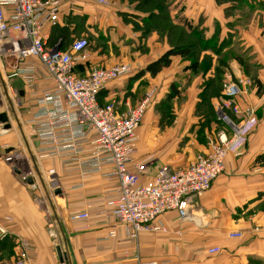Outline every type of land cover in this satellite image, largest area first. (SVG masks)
I'll use <instances>...</instances> for the list:
<instances>
[{"label":"crops","instance_id":"1","mask_svg":"<svg viewBox=\"0 0 264 264\" xmlns=\"http://www.w3.org/2000/svg\"><path fill=\"white\" fill-rule=\"evenodd\" d=\"M69 12L84 14L85 19L68 22L65 16ZM64 21L70 24V40L86 37L90 41L85 58L77 62L78 74H86L92 66L119 62L130 63L137 70L144 68L174 47L180 34L186 44L192 39V28L201 31L197 71L191 69L190 60L173 56L171 65L158 75L145 73L132 82V99L115 82L107 86L105 98L139 101L144 93L141 86L137 88L139 81L147 78L149 88L161 86L169 92L177 86L178 95L186 98L183 131L168 128L155 140L149 138L154 135L152 130L142 129L138 158L153 160L155 166L167 163L182 168L197 154L207 152L221 130L233 133L218 121L217 112L215 118L209 112L211 105L216 111L221 98V78L231 74L244 81L238 102L250 110L231 115L241 131V147L229 153L225 171L194 200L192 218L181 220L175 211L167 212L160 217L167 232L143 231L132 239L119 220L104 211L105 194L115 186L112 180L93 175L85 186L74 187L82 182L78 175L65 172L57 159H39L34 128L28 120L36 108L30 91L46 84L44 71L39 66L28 86L24 78L7 77L11 68L0 57V114L5 113L10 124L5 128L0 122V222L9 230L0 239V262L15 259L19 245L27 241L28 259L35 264H264V161L259 159L264 153V0H108V4L68 0L60 13L59 22ZM51 30L46 29L49 36ZM71 42L64 44L65 49ZM135 82L139 84L133 87ZM184 139L186 150L191 151L187 159L178 151ZM12 148L22 150L36 171L38 185L23 182L4 160L5 152ZM48 165L57 169L58 193L47 185ZM43 200L46 204L42 206ZM87 207L88 219H71V213ZM114 227L116 238L109 236ZM235 232L242 235L232 237ZM213 246L221 251L210 253Z\"/></svg>","mask_w":264,"mask_h":264},{"label":"built area","instance_id":"2","mask_svg":"<svg viewBox=\"0 0 264 264\" xmlns=\"http://www.w3.org/2000/svg\"><path fill=\"white\" fill-rule=\"evenodd\" d=\"M68 0H0V57L10 66L8 78L21 77L31 86L39 66L44 71L46 84L30 91L36 108L28 123L32 125L37 141L39 159H57L67 173L78 175L85 186L86 179L103 175L114 182L105 194V212L119 220L132 239L143 231L167 232L160 217L175 211L179 219H188L195 199L208 191L226 169L230 152L241 147V131L231 114L242 115L238 98L244 90V81L227 74L222 82V94L215 106L221 121L233 130L222 131L211 148L196 155L187 166L175 168L163 163L138 158L139 129L152 104V93L133 103L126 99L123 112L115 101L100 103V94L115 81L129 76L135 67L126 62L92 66L86 74L76 72L77 62L85 58L90 46L86 37L75 39L70 48L61 49L60 43L50 44L49 32L60 21L63 4ZM108 4V0H95ZM3 65L5 66V64ZM6 128V127H5ZM5 150L6 145L2 146ZM22 181L38 185L36 171L28 165L22 150L10 149L4 154ZM155 166V172L151 169ZM47 185L56 192L59 178L55 166H46ZM42 206L46 204L43 200ZM72 220L90 217V207L71 213ZM9 234L0 222V239ZM240 237L241 232L230 234ZM116 238V227L109 231ZM29 243L19 245L15 259L0 264H35L28 259ZM221 247L209 248L218 253ZM66 264V263H60ZM140 264H157L145 261Z\"/></svg>","mask_w":264,"mask_h":264},{"label":"rangeland","instance_id":"3","mask_svg":"<svg viewBox=\"0 0 264 264\" xmlns=\"http://www.w3.org/2000/svg\"><path fill=\"white\" fill-rule=\"evenodd\" d=\"M140 69H143V68H138V70L136 69V71H139ZM137 73L133 72V74H135V75ZM139 82H140V84H139ZM139 82H135L133 84V87H136L139 84L137 88H139L141 86L142 90L144 92L143 95H141L139 101L143 100L146 97L147 93H149V92L152 93V96H153L151 108L148 112L147 117L145 118V121L142 123V126L140 127L139 133L141 132L142 129H147L148 131L152 130L154 135L149 136V138L150 139L154 138L156 140L157 137L166 134V131L168 130V128L174 127V129H180L181 131H183V128H184L183 125L186 124V122L183 123L184 117L187 113V112L183 111V106L186 103V98L182 95H178V96L167 99V95L169 92H167L166 88L161 87V86H157L156 88H153V87L149 88L151 86L149 78H147L145 80H141ZM115 83H118L116 86L119 89H121V90L126 89L129 97H131V99H132L131 89H130V87L132 85V81L129 80V77H127V76L123 77V78L115 81ZM116 86L115 85L112 86L111 90ZM169 91L171 92V89H169ZM181 91H182V89H181ZM103 95H104L103 97H107L106 94H103ZM124 96L126 97V95H124ZM16 97H18V96L16 95ZM126 99L121 101V96H116L114 99H111V101L115 100L116 105L120 109V112H123V104H124V101ZM131 101L133 102L134 100H131ZM102 102H104L102 104L105 105V103H107V99L103 98ZM133 103H135V102H133ZM168 125H170V126L168 127ZM150 131H149V133H151ZM183 135H184L183 137H186V139L188 140V136H186V134H183ZM146 136L147 135H145V137ZM183 137H182V139H183ZM186 139L181 140V143L179 146L180 149L178 150L181 154L180 156L182 158H185V159H187L188 155L191 153V151L186 150V148L188 146V144L186 143ZM5 226L8 228L7 225H5ZM3 250H5V252H6V249H3Z\"/></svg>","mask_w":264,"mask_h":264},{"label":"trees","instance_id":"4","mask_svg":"<svg viewBox=\"0 0 264 264\" xmlns=\"http://www.w3.org/2000/svg\"><path fill=\"white\" fill-rule=\"evenodd\" d=\"M142 1L151 2L152 0H142ZM65 17H66L65 20H67L68 22H70L72 19H77V20L78 19L79 20L85 19L84 14L75 13V12H69ZM146 23H149V22H146ZM70 30H71L70 24L69 23L67 24L65 21L63 23L59 22L57 25L53 26L52 30L50 32V44L54 45L56 42H58V40H60L61 49H65V47H64L65 43H67L68 41L73 42V40H70V38H68V35L70 34ZM191 30L192 31L189 32V34L192 38L190 42H188L186 44L182 43L183 38H182V34H180L181 39L176 41V44L174 45V47H172L171 49L164 52L158 58L149 62L143 69H141L139 71H136V69H134V72H136V73L138 72V73L136 75L132 73L133 75L131 74V75L127 76V77H129V80L133 82L134 80L138 79L139 77H141L145 73H149L152 76L158 75L164 68H167L171 65L172 57L178 56V55L179 56L181 55L182 57L190 60L191 69L193 71H197V69L199 67V61H198V57H197V53H196L197 52L196 48L201 44L202 36L199 35V33H202V32L199 31L198 29H195V28H192ZM222 82H223V78H221V89H222ZM108 89L109 88H104L101 91L100 98H99L101 104L104 103V102H102L103 98H105V97H103L104 96L103 94H107ZM178 93H179L178 87L173 85L171 88V92L169 91V93L167 95V99L177 96ZM206 105H207V103H203V106H206ZM150 108H151V106H150ZM150 108L146 112V115L144 117V121L148 115ZM209 112L212 114V116L214 118L216 117V111L214 110V107L212 105L209 108ZM204 113L206 114L205 110H204ZM231 115H234V114L232 113ZM218 121H220V123L222 122L221 119H218ZM259 159L261 161H264V153L260 155Z\"/></svg>","mask_w":264,"mask_h":264},{"label":"water","instance_id":"5","mask_svg":"<svg viewBox=\"0 0 264 264\" xmlns=\"http://www.w3.org/2000/svg\"><path fill=\"white\" fill-rule=\"evenodd\" d=\"M0 122H3L5 124L6 128L10 127V124L8 123V117H7V115L5 113H1L0 114ZM28 183L32 184V179H29ZM56 192L58 193L59 191L57 190ZM58 253H59V256H60V260L63 262L62 252H61V249L59 247H58Z\"/></svg>","mask_w":264,"mask_h":264}]
</instances>
